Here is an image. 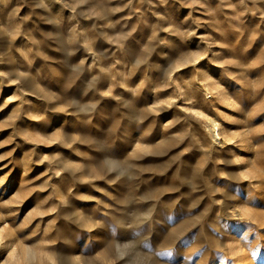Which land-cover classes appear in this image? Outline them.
Returning a JSON list of instances; mask_svg holds the SVG:
<instances>
[{"label":"rangeland","instance_id":"1","mask_svg":"<svg viewBox=\"0 0 264 264\" xmlns=\"http://www.w3.org/2000/svg\"><path fill=\"white\" fill-rule=\"evenodd\" d=\"M0 157V264H264V0H0Z\"/></svg>","mask_w":264,"mask_h":264},{"label":"bare ground","instance_id":"2","mask_svg":"<svg viewBox=\"0 0 264 264\" xmlns=\"http://www.w3.org/2000/svg\"><path fill=\"white\" fill-rule=\"evenodd\" d=\"M202 85V84H201ZM204 86V85H203ZM202 86V87H203ZM204 91L206 92V94L208 93V89L205 87H203ZM218 94V93H217ZM210 97V96H209ZM222 97V95H221ZM226 98V97H225ZM227 100V99H226ZM218 120V119H217ZM219 122V121H218ZM216 121V119L212 118L208 121L209 125H210V129H209V133H210V136L214 139H217L219 138V134H221V132L219 133V130L220 128L219 127V123Z\"/></svg>","mask_w":264,"mask_h":264},{"label":"snow or ice","instance_id":"3","mask_svg":"<svg viewBox=\"0 0 264 264\" xmlns=\"http://www.w3.org/2000/svg\"><path fill=\"white\" fill-rule=\"evenodd\" d=\"M200 115H202V114H200ZM0 159H2V157H0Z\"/></svg>","mask_w":264,"mask_h":264}]
</instances>
